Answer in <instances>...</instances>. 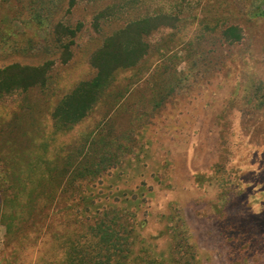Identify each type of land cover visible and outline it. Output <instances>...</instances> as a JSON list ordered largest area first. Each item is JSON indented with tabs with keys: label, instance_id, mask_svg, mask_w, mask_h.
<instances>
[{
	"label": "rangeland",
	"instance_id": "obj_1",
	"mask_svg": "<svg viewBox=\"0 0 264 264\" xmlns=\"http://www.w3.org/2000/svg\"><path fill=\"white\" fill-rule=\"evenodd\" d=\"M263 7L0 0V68L52 63L45 85L0 99V264H74V244L117 211L130 250L117 264H264ZM159 12L180 19L144 38L148 53L114 72L84 119H56L97 74L105 38ZM59 23L78 30L66 61Z\"/></svg>",
	"mask_w": 264,
	"mask_h": 264
},
{
	"label": "trees",
	"instance_id": "obj_2",
	"mask_svg": "<svg viewBox=\"0 0 264 264\" xmlns=\"http://www.w3.org/2000/svg\"><path fill=\"white\" fill-rule=\"evenodd\" d=\"M75 3L76 0H70V6ZM259 10V15L264 16V7ZM104 11H100L95 20L105 18L107 12ZM33 18L39 27H43L48 20L41 12L33 13ZM179 19L173 14L159 12L134 20L106 37L91 58V64L97 69V74L91 80L81 82L65 95L54 112L55 118L65 125H74L84 119L114 72L119 68L136 66L148 53L149 45L144 38L160 27H174ZM229 33H232L231 37L235 40L242 37V33L236 26L226 30L225 34ZM55 35L62 42L63 56L66 61L71 56V46L75 43L78 30L59 23ZM51 65V62L37 66L16 62L0 68V99L14 90H27L38 85H45ZM102 220L104 221L101 223ZM121 220L119 211L107 212L100 222L94 225L92 239L84 243L78 242L72 247L74 264H117L122 262L121 259L128 258L130 253L126 246L128 237L122 235ZM225 231L233 240L240 241L241 232L238 227L228 225ZM113 258L115 259L112 262Z\"/></svg>",
	"mask_w": 264,
	"mask_h": 264
}]
</instances>
